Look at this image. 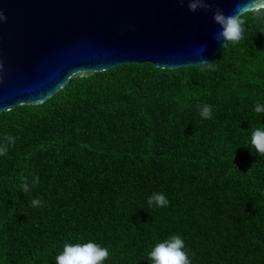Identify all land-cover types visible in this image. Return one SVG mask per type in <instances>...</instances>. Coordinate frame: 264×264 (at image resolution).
Here are the masks:
<instances>
[{"label":"trees","instance_id":"trees-1","mask_svg":"<svg viewBox=\"0 0 264 264\" xmlns=\"http://www.w3.org/2000/svg\"><path fill=\"white\" fill-rule=\"evenodd\" d=\"M245 19L214 71L122 64L0 113V142L15 137L0 156V264H55L87 241L109 248L104 264H150L175 234L192 264H264V156L249 148L264 126V23ZM22 176L40 183L23 193ZM154 192L169 206L150 208Z\"/></svg>","mask_w":264,"mask_h":264},{"label":"water","instance_id":"water-1","mask_svg":"<svg viewBox=\"0 0 264 264\" xmlns=\"http://www.w3.org/2000/svg\"><path fill=\"white\" fill-rule=\"evenodd\" d=\"M246 2L210 0L209 11L193 13L176 0H0V113L41 105L72 79L122 64L211 61L221 49L211 10L229 15Z\"/></svg>","mask_w":264,"mask_h":264},{"label":"clouds","instance_id":"clouds-1","mask_svg":"<svg viewBox=\"0 0 264 264\" xmlns=\"http://www.w3.org/2000/svg\"><path fill=\"white\" fill-rule=\"evenodd\" d=\"M176 2L187 3L189 12L210 10V0H176ZM213 22L219 26V31L213 34V40L221 46L227 47L229 44H237L245 39L246 17L257 22L264 23V0H247L246 3H237L232 10V14L225 15L220 8L212 9ZM6 17L0 12V23H3ZM206 49L202 46L197 50L201 54ZM202 70H215V66L208 60H202L198 65ZM254 111L257 114L264 113V104H256ZM200 116L202 119H212V106L204 104L200 106ZM15 145V137L7 135L0 142V156H7L10 146ZM256 155L264 156V126L257 127L251 132L250 147ZM38 176H33L31 181L26 176L21 177V191L29 193L32 187L39 185ZM31 206L40 208L44 207V202L39 198L31 200ZM170 201L162 192H154L149 196L147 205L156 208H166ZM186 248L184 239L175 234L158 242L148 253L150 264H192L191 256H194ZM110 258L108 247L101 246L94 241L84 243L65 242L62 250L55 257V264H104Z\"/></svg>","mask_w":264,"mask_h":264}]
</instances>
